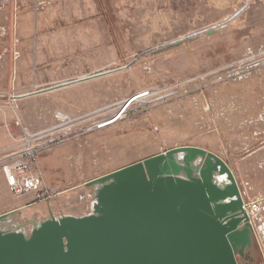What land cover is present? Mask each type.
<instances>
[{"label":"rangeland","instance_id":"rangeland-1","mask_svg":"<svg viewBox=\"0 0 264 264\" xmlns=\"http://www.w3.org/2000/svg\"><path fill=\"white\" fill-rule=\"evenodd\" d=\"M259 50L264 0H0V127L73 120L33 162L55 197L14 196L0 171V235L98 216L103 178L175 151H203L247 197L264 194V66L224 74ZM235 244L237 264H263L264 248Z\"/></svg>","mask_w":264,"mask_h":264},{"label":"water","instance_id":"water-1","mask_svg":"<svg viewBox=\"0 0 264 264\" xmlns=\"http://www.w3.org/2000/svg\"><path fill=\"white\" fill-rule=\"evenodd\" d=\"M168 156L111 174L98 216L54 220L27 239L0 235V264H237L212 207L220 192L160 179Z\"/></svg>","mask_w":264,"mask_h":264},{"label":"built area","instance_id":"built-area-1","mask_svg":"<svg viewBox=\"0 0 264 264\" xmlns=\"http://www.w3.org/2000/svg\"><path fill=\"white\" fill-rule=\"evenodd\" d=\"M262 66H264V50L248 52L224 74L232 77L246 74ZM145 94L146 97L149 92ZM120 115L121 112L114 119ZM56 119L57 122L53 125L37 131H30L18 117L14 119V129L9 130L13 145L0 152V171L12 195L21 196L32 193L38 199H51L57 195L54 189L43 186L42 177L33 167V162L39 154L49 151L61 143V139L70 132L73 122L71 118L57 114ZM213 160L216 163L214 158ZM229 179L227 180L232 188L231 197L235 208L229 211L228 216L235 215L233 217L239 220L234 232H239L238 229L242 227L247 238L251 237L253 244L255 243L262 254V248H264V194L247 197L245 192H240L233 187L234 185Z\"/></svg>","mask_w":264,"mask_h":264},{"label":"bare ground","instance_id":"bare-ground-1","mask_svg":"<svg viewBox=\"0 0 264 264\" xmlns=\"http://www.w3.org/2000/svg\"><path fill=\"white\" fill-rule=\"evenodd\" d=\"M145 95L146 94L144 92V93H140L136 96H132V97L128 98L124 102L123 106L121 107L120 111L121 110H123V111L121 112V115L118 118L114 119L116 117L115 116V117L97 125L96 128H98V129L104 128V127L112 125L113 123L118 121L120 119V117L122 116V114L124 113L125 109L129 108V106L134 101H136L138 99H142L143 97H145ZM202 154L203 153H201V152H197L196 157H192V159H190L187 162L185 160H181L178 156L177 151H175L174 153L169 155L168 158L162 159L159 161V167H160L159 178L162 179L163 181H171L174 183H186V184L195 185V186L210 187V188H214V189L218 190L220 192L219 197L216 198L215 201L212 202V207L214 208V210L219 212L221 217L223 216L222 217V219H223L230 210L232 211L234 209V207H232V205H227V206L221 205L224 201L233 202L232 197H231L232 188H230L229 182L227 180L228 178L226 175H224V177L221 178L222 171H220V169H218L215 166V162H214L213 158L209 155H202ZM202 156L204 158V160H202L204 167L198 168L196 170L195 167H196L197 163H195V159L197 157H202ZM177 160L179 161L178 163L176 162ZM188 165H191V167L193 168L192 170H190V172H188L187 169H185L187 171L186 174L190 177H184V178L179 177L178 174L185 175L183 170H184V167H186ZM176 168H178V169H176ZM215 179H217L218 183L214 182ZM113 182H114V180L109 185H106L104 188H102V191L100 192V194H102V192L110 189ZM220 183L221 184L224 183V187L221 188ZM97 214H100V202H99V207L97 208ZM51 222L52 221L46 222L45 224L41 225V227H43L46 224H49ZM41 227H39L38 229H40ZM229 238H230L231 242H233V244H235V241H236L235 245L245 244L247 242V235H246V232L244 230L229 235Z\"/></svg>","mask_w":264,"mask_h":264},{"label":"crops","instance_id":"crops-1","mask_svg":"<svg viewBox=\"0 0 264 264\" xmlns=\"http://www.w3.org/2000/svg\"><path fill=\"white\" fill-rule=\"evenodd\" d=\"M27 127V126H26ZM28 128V127H27ZM29 129V128H28ZM30 130V129H29ZM31 131V130H30ZM33 131H35V130H33ZM37 131V130H36ZM12 139L11 138H9V135H7V133H6V131L4 130V128L2 129L1 127H0V149H5V148H9V147H11L12 146ZM187 152V156H185L186 157V161L188 162L190 159H192V157H196V153L197 152H201V153H203V151H197V150H193V149H189L188 151H186ZM190 152H192V155H190ZM203 155H204V153H203ZM184 169H187V171L188 172H190V170L189 169H193V168H189L188 166H186V167H184ZM2 174V173H1ZM4 177V176H3ZM4 181H5V179H4ZM6 183V182H5ZM98 198L100 197V195H98L97 196ZM228 214H229V212L226 214V216L222 219V221L223 222H226V220H227V217H228Z\"/></svg>","mask_w":264,"mask_h":264},{"label":"flooded vegetation","instance_id":"flooded-vegetation-1","mask_svg":"<svg viewBox=\"0 0 264 264\" xmlns=\"http://www.w3.org/2000/svg\"><path fill=\"white\" fill-rule=\"evenodd\" d=\"M233 216H235V215H233ZM233 216H231V217H227V220H226V222H225V224H227V227H228V232L229 233H232V234H234L235 232H234V229H236L235 227H236V225L238 224V222H239V220L238 219H236V218H234ZM235 221V222H234ZM234 222V223H233ZM250 240H251V242H252V239H251V237L249 238ZM253 243V242H252Z\"/></svg>","mask_w":264,"mask_h":264},{"label":"trees","instance_id":"trees-1","mask_svg":"<svg viewBox=\"0 0 264 264\" xmlns=\"http://www.w3.org/2000/svg\"><path fill=\"white\" fill-rule=\"evenodd\" d=\"M205 155V154H204ZM111 179V176H108V177H105V178H103L102 179V181L101 182H104V181H109ZM235 222V221H234ZM233 222V223H234ZM223 224V227L225 228V227H227V224H225V223H222ZM228 231V230H227ZM2 236V235H1ZM25 239H27V238H25ZM233 260H235V256H234V252H233ZM236 261V260H235Z\"/></svg>","mask_w":264,"mask_h":264}]
</instances>
